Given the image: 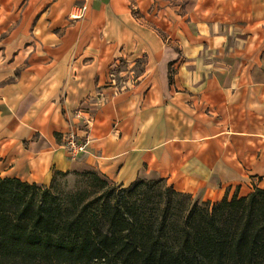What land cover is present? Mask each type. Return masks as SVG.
I'll list each match as a JSON object with an SVG mask.
<instances>
[{"label": "crops", "instance_id": "crops-1", "mask_svg": "<svg viewBox=\"0 0 264 264\" xmlns=\"http://www.w3.org/2000/svg\"><path fill=\"white\" fill-rule=\"evenodd\" d=\"M80 1L0 0V176L164 179L213 204L264 190V0Z\"/></svg>", "mask_w": 264, "mask_h": 264}, {"label": "trees", "instance_id": "trees-1", "mask_svg": "<svg viewBox=\"0 0 264 264\" xmlns=\"http://www.w3.org/2000/svg\"><path fill=\"white\" fill-rule=\"evenodd\" d=\"M70 175L81 186L62 191ZM0 264H264V190L199 204L163 179L0 176Z\"/></svg>", "mask_w": 264, "mask_h": 264}, {"label": "built area", "instance_id": "built-area-1", "mask_svg": "<svg viewBox=\"0 0 264 264\" xmlns=\"http://www.w3.org/2000/svg\"><path fill=\"white\" fill-rule=\"evenodd\" d=\"M87 7L85 5L81 6L79 10L78 18H82L85 16ZM109 83L113 84L115 87L117 86L116 74L111 72L109 75ZM92 116L90 115L85 121V124L80 128V133L77 130L71 131L67 137L65 138V149H67L72 157H77L82 153H86L88 150V146L90 143V138L88 134V127L90 126Z\"/></svg>", "mask_w": 264, "mask_h": 264}, {"label": "rangeland", "instance_id": "rangeland-1", "mask_svg": "<svg viewBox=\"0 0 264 264\" xmlns=\"http://www.w3.org/2000/svg\"><path fill=\"white\" fill-rule=\"evenodd\" d=\"M83 3V0L80 1V4ZM138 70H140V66H137ZM120 70H124V71H129L128 70V66L126 65H123L122 68H120ZM132 71V70H131ZM113 73L116 74V80H117V86L119 87V85L123 84V81L126 79V78H131L134 77L135 75H131V74H128V75H120L118 71H114ZM132 82H134V80L131 79ZM117 88V87H116ZM96 173V172H95ZM57 174V173H55ZM97 175H99L101 178H103L104 180H106L111 186H115V187H119V186H122L118 183H115L111 180H108L106 179L105 177H103L102 175H100L99 173H96ZM78 178L74 175H70L68 177H65V178H59L58 179V184H59V188L62 190V191H65V192H72V191H75L77 190L78 188H80V183H78ZM164 185L167 186V187H170V188H173V186H171L166 180H164ZM193 198V197H192ZM193 201L194 202H197L199 204H203V203H206L205 201H200V200H196L193 198Z\"/></svg>", "mask_w": 264, "mask_h": 264}]
</instances>
